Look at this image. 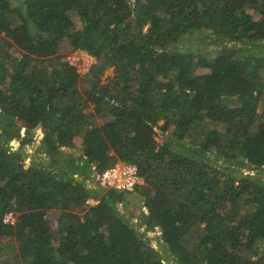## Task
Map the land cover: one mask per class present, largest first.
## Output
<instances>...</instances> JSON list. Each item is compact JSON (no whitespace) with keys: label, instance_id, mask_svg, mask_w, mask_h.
<instances>
[{"label":"trees","instance_id":"1","mask_svg":"<svg viewBox=\"0 0 264 264\" xmlns=\"http://www.w3.org/2000/svg\"><path fill=\"white\" fill-rule=\"evenodd\" d=\"M193 30L219 48L180 50ZM0 38V264H264V54L242 47L264 44V0H0ZM117 161L142 183H89Z\"/></svg>","mask_w":264,"mask_h":264},{"label":"rangeland","instance_id":"2","mask_svg":"<svg viewBox=\"0 0 264 264\" xmlns=\"http://www.w3.org/2000/svg\"><path fill=\"white\" fill-rule=\"evenodd\" d=\"M11 4L12 7H15L16 5H20L22 3V0H8ZM130 3H133L134 0H129ZM21 7V6H20ZM252 16L254 18H256V14L254 12H252ZM73 19H74V24H75V27L77 29L81 28V23L79 21V19L76 17V16H72ZM3 41L2 39L0 38V44H2ZM4 46L8 49L9 53L13 54V55H16L17 52L14 50L13 47L11 46H7L6 43H3ZM179 47H180V50H183L184 51H209V50H217L219 47L217 45H214L211 43L210 39H209V34L207 31H204V30H193V31H190L188 32L186 35H185V38L183 39V41L178 44ZM260 45V46H259ZM243 48H247V53H250V54H256V55H260V54H264V44H251V42L247 43L246 45H243L242 46ZM64 49V48H63ZM70 51V48H65L64 51L62 52L61 51V54L63 57H65V54H67L68 52ZM203 72V70H200L198 71V73H201ZM114 75L113 73V70L112 69H107V71L102 75L100 76L101 78V82H106L107 81V78H111L112 76ZM229 105H231V103H228ZM233 105H236V103H234ZM238 105V104H237ZM19 123V121H18ZM216 124L214 123H208L207 127L208 128H212V127H215ZM167 137H169L168 133H161L159 132V135L158 137L156 138V142L158 143V145H160ZM41 138V132H38V135H37V140L35 141L34 145L33 146H26L23 148L24 152L27 153V158H26V165L28 163H30V161L34 158L37 157V151L40 147V144H39V139ZM76 141V145L79 144V141H80V138L77 137L75 139ZM17 142H13L12 143V146L13 148H15L17 145H16ZM193 148H191V150H195L196 153H199L200 149L198 148V146H192ZM64 151L66 153H68L69 155H76L74 149L73 150H69V149H64ZM43 157V156H42ZM203 158L210 160L214 165H220L221 163V160L219 159H216L214 156L212 155H209L208 156V153L207 154H204V156H202ZM247 170V168H245ZM262 178L264 179V170L262 171ZM89 183L91 185H100V183L97 182V180L95 178H90L89 180ZM122 192V191H121ZM129 197V195H128ZM132 197V196H131ZM131 199V204L130 205H127V206H122L121 204H119V208L120 210L126 214L127 216H130V213L132 214L131 217V220L134 222V223H137L138 222V214L145 209L143 203H142V200H140L139 198H137L136 196L130 198ZM59 211H50L48 214H47V219L49 221V228L51 230V233L55 236V238L57 237L58 233H59V230H60V218H59ZM149 236L151 237V243L154 247L157 248V243H156V234L154 233H149ZM156 236V237H155ZM10 243V241L8 240H3L0 242V246L2 247V249L4 248H7L8 247V244ZM15 247V246H14ZM6 251V250H4ZM9 256V254L7 252H3V254L1 255L2 259L4 258H7Z\"/></svg>","mask_w":264,"mask_h":264},{"label":"built area","instance_id":"3","mask_svg":"<svg viewBox=\"0 0 264 264\" xmlns=\"http://www.w3.org/2000/svg\"><path fill=\"white\" fill-rule=\"evenodd\" d=\"M64 59L70 65L75 66L80 75H84L95 62V58L82 49L67 53ZM96 180L107 188L124 192H130L136 184L142 183V180L137 174L136 165L124 161H117L113 166L105 169L97 176ZM87 202L94 204L97 201L88 200ZM3 222L12 224L14 222L13 213L8 212L5 214Z\"/></svg>","mask_w":264,"mask_h":264},{"label":"clouds","instance_id":"4","mask_svg":"<svg viewBox=\"0 0 264 264\" xmlns=\"http://www.w3.org/2000/svg\"><path fill=\"white\" fill-rule=\"evenodd\" d=\"M101 186H103V185H101ZM107 188V187H106ZM108 189H110V188H108ZM116 191V190H115ZM91 200H93V199H91ZM95 201V200H94ZM145 210V209H144Z\"/></svg>","mask_w":264,"mask_h":264}]
</instances>
